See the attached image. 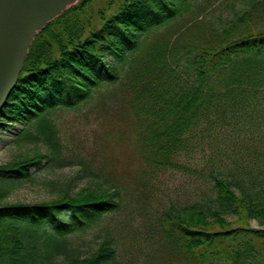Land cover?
Segmentation results:
<instances>
[{
	"label": "trees",
	"instance_id": "trees-1",
	"mask_svg": "<svg viewBox=\"0 0 264 264\" xmlns=\"http://www.w3.org/2000/svg\"><path fill=\"white\" fill-rule=\"evenodd\" d=\"M92 1L78 0L35 36L0 111V133L112 87L85 118L95 115L106 139L126 138L144 174L182 171L198 180L191 201L163 213L165 264H264V0H251L212 37L164 48L122 79L106 58L122 59L189 0H124L108 17L99 12L97 23ZM38 130L59 150L50 124ZM44 159L57 156L0 166V181L28 178ZM103 177L51 201L1 206L0 264H47L48 241L117 211L118 189ZM65 264H118L116 249L105 240Z\"/></svg>",
	"mask_w": 264,
	"mask_h": 264
},
{
	"label": "rangeland",
	"instance_id": "rangeland-1",
	"mask_svg": "<svg viewBox=\"0 0 264 264\" xmlns=\"http://www.w3.org/2000/svg\"><path fill=\"white\" fill-rule=\"evenodd\" d=\"M61 1L60 11L78 0ZM123 1L93 0L94 23L98 22L99 12L108 17ZM250 2H179L176 15L139 36L136 47L128 50L122 59L107 57L109 70L122 79L131 69L141 66L164 48L212 37L213 30L225 27L247 9ZM112 92V87L93 89L83 102L54 110L47 120L39 118L38 122L14 123L0 133V166L36 155L57 156L55 162L44 159L38 167H31L28 178L8 185L0 181V193L5 192L0 198V207L51 201L66 190L75 192L93 186L104 179L103 175L109 176L105 185L118 189L120 202L117 211L103 215L91 227L58 236L55 243L47 242L50 251L47 264H65L67 256L85 258L105 240H110L116 249L118 264H165L166 241L159 232L163 213L194 198L197 179L182 171L144 174L126 138L116 140L111 133L106 139L104 129L98 128L95 115L88 120L85 118L93 108V111L101 108ZM48 123L56 131L59 150L52 149L48 138L38 130L40 125L49 127ZM91 171L98 172V177ZM251 224L257 227L254 221Z\"/></svg>",
	"mask_w": 264,
	"mask_h": 264
},
{
	"label": "water",
	"instance_id": "water-1",
	"mask_svg": "<svg viewBox=\"0 0 264 264\" xmlns=\"http://www.w3.org/2000/svg\"><path fill=\"white\" fill-rule=\"evenodd\" d=\"M62 6L61 0H0V111L16 84L31 42L63 11Z\"/></svg>",
	"mask_w": 264,
	"mask_h": 264
}]
</instances>
